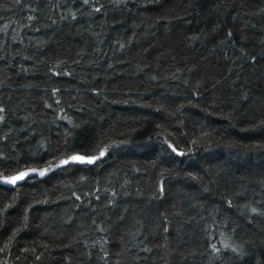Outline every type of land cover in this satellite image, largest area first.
Instances as JSON below:
<instances>
[{"label":"trees","instance_id":"obj_1","mask_svg":"<svg viewBox=\"0 0 264 264\" xmlns=\"http://www.w3.org/2000/svg\"><path fill=\"white\" fill-rule=\"evenodd\" d=\"M0 110V264H264V0H0Z\"/></svg>","mask_w":264,"mask_h":264},{"label":"snow or ice","instance_id":"obj_2","mask_svg":"<svg viewBox=\"0 0 264 264\" xmlns=\"http://www.w3.org/2000/svg\"><path fill=\"white\" fill-rule=\"evenodd\" d=\"M84 3L87 4L88 0H84ZM96 11H100V9H96ZM0 119H3V117H0ZM173 151H175V149H173ZM106 152H107V149L105 148L104 150L100 151L99 156L73 155L69 157L68 159L61 160L60 163L56 165V167H62V166L68 165L70 162L93 164L97 160L104 157ZM179 155H184V153H179ZM50 170H51L50 167L44 168V169L33 168V169H29L28 171L20 172L18 175H15V176L0 177V185H15L17 184L18 181H21L25 179V177L29 176L30 173H36L40 177H44ZM253 211H255V209H253Z\"/></svg>","mask_w":264,"mask_h":264},{"label":"water","instance_id":"obj_3","mask_svg":"<svg viewBox=\"0 0 264 264\" xmlns=\"http://www.w3.org/2000/svg\"><path fill=\"white\" fill-rule=\"evenodd\" d=\"M77 163H79V162H77ZM26 171H28V170H26ZM21 172H24V171H21ZM19 173H20V172H19ZM19 173H16V174H14V175H12V176L18 175ZM32 174H34V173H30V175H32ZM30 175H29V176H30ZM29 176H27V177H29ZM27 177H25V179H26ZM25 179H23V180H21V181H18L17 184H15V185H10V186H16V185L22 183Z\"/></svg>","mask_w":264,"mask_h":264}]
</instances>
